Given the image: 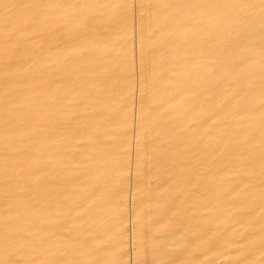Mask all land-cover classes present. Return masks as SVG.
I'll return each instance as SVG.
<instances>
[{
  "label": "snow or ice",
  "instance_id": "1",
  "mask_svg": "<svg viewBox=\"0 0 264 264\" xmlns=\"http://www.w3.org/2000/svg\"><path fill=\"white\" fill-rule=\"evenodd\" d=\"M137 40L141 110L138 122L133 114L132 132L136 194L143 206L135 220L136 264H215L201 259L217 249L214 236L178 230L176 201L182 193L176 191L174 170L192 189L203 181L201 161L189 163V152L219 153L225 161L219 179L229 185L225 194L235 202L241 225L227 243L235 252L226 264H257L249 259L257 250L258 264H264V0H0L6 151L9 141L24 140L9 117L25 108L26 100L24 123L58 131L62 140L79 132L74 122L93 113L105 121L115 114L126 137L129 114L120 101L134 92ZM21 81L34 82L32 97L23 95ZM166 82L210 101L223 86L216 107L230 119L190 140L166 109L155 106ZM42 163L32 159L20 166L5 156L0 264H127L123 232L117 230L105 243L83 219L96 199L87 197L91 202L87 209L79 205L80 211L71 198L36 199L33 184L41 178ZM85 168L86 179L92 178ZM115 172L118 184L110 182V172L94 178L105 180L99 202L108 221L122 227L123 185L131 172L127 146ZM113 239L119 243L111 244Z\"/></svg>",
  "mask_w": 264,
  "mask_h": 264
},
{
  "label": "bare ground",
  "instance_id": "2",
  "mask_svg": "<svg viewBox=\"0 0 264 264\" xmlns=\"http://www.w3.org/2000/svg\"><path fill=\"white\" fill-rule=\"evenodd\" d=\"M128 2L139 4L142 0H128ZM143 2L147 3L149 0H143ZM138 28L137 21V30ZM0 65H2V56H0ZM135 73L133 94H126L125 98L120 101L129 114V128L126 137L119 118L115 114L105 121L93 113L92 116L82 119L79 124L74 122L73 126L79 127V132L70 140H62L58 131L44 132L39 126L24 123L30 106V101L26 100V107L19 109L9 117L19 126L18 134L22 135L24 140L9 141L6 151L4 140L5 89L3 72L0 71V221L3 220L4 212L2 179L5 156L20 166H23L26 160L39 159L43 163L41 178L38 183L33 184V195L36 199L60 201L71 198L78 205L76 211L81 210L79 205L87 209L91 202L86 199L87 197L96 199L97 203L91 211L83 213V219L88 220L94 226V230L105 243H109V236L114 235L117 230L122 231V259L127 264H136L138 256L135 220L138 210L143 206L136 194V144L132 132L133 114L138 122L141 110L142 73L138 40L135 49ZM33 83L32 81L20 82L19 87L23 89L25 97H32ZM222 87L216 90L215 100L210 101L206 100L204 95L193 96L189 91L175 88L166 82L160 87L155 106L158 110L166 109V116L174 118L175 126L184 128L185 137L194 140L197 135H203L205 129L217 130L223 125L225 119H230L216 107L220 101ZM40 99L43 100L42 97ZM174 105L179 107L174 108ZM21 113L24 114V118H21ZM214 113L218 115H213ZM210 116L212 119H209ZM204 121L206 123H202ZM214 121L220 123L216 124ZM124 146L129 149L131 172L126 174L123 185L127 198L124 202L121 227L119 224L112 225L108 221V213L99 202L105 180L102 178L97 181L94 177L98 173L110 172V182L119 183L115 168ZM20 149H25V151L21 152ZM186 157L189 163L194 164L201 161L199 170L203 175V181L198 188L192 189L184 182L179 169L174 170L177 181L176 191L182 193L176 201L181 221L178 230L194 229L208 236H214L218 241L217 249L202 256L201 259H211L215 261V264H226L227 260L234 258L235 252V249L227 247V243L236 238L241 225L236 223L239 213L233 206L235 202L225 194L229 185L222 183L219 179L223 175L221 170L225 161L219 157V153L212 152L201 153L199 156L189 152L186 153ZM85 165L91 169L92 178L90 179H86L84 175L87 170ZM81 180H85V185H81ZM92 184L98 185V189L85 191V188ZM217 193L220 195L217 196ZM232 195L236 193L233 192ZM254 211L258 216L260 212L258 203ZM110 243L117 244L119 240L113 239ZM249 259L258 264L261 259L260 251L257 250Z\"/></svg>",
  "mask_w": 264,
  "mask_h": 264
}]
</instances>
